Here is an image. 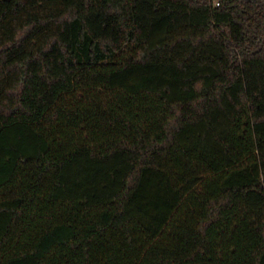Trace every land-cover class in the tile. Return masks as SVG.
Segmentation results:
<instances>
[{"label":"trees","instance_id":"obj_1","mask_svg":"<svg viewBox=\"0 0 264 264\" xmlns=\"http://www.w3.org/2000/svg\"><path fill=\"white\" fill-rule=\"evenodd\" d=\"M0 264H264V0H0Z\"/></svg>","mask_w":264,"mask_h":264}]
</instances>
